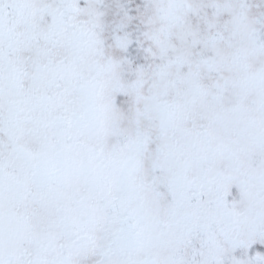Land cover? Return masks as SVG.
<instances>
[{
  "label": "snow or ice",
  "instance_id": "6c2138e0",
  "mask_svg": "<svg viewBox=\"0 0 264 264\" xmlns=\"http://www.w3.org/2000/svg\"><path fill=\"white\" fill-rule=\"evenodd\" d=\"M0 264H264V0H0Z\"/></svg>",
  "mask_w": 264,
  "mask_h": 264
}]
</instances>
